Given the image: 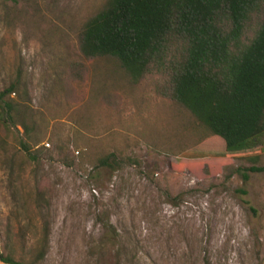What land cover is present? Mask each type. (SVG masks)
<instances>
[{"label": "rangeland", "instance_id": "rangeland-1", "mask_svg": "<svg viewBox=\"0 0 264 264\" xmlns=\"http://www.w3.org/2000/svg\"><path fill=\"white\" fill-rule=\"evenodd\" d=\"M108 1L0 0V92L18 85L0 124V243L34 261L47 233L36 264H98L109 239L116 264H264V152L218 157L225 142L153 79L84 58L81 28Z\"/></svg>", "mask_w": 264, "mask_h": 264}, {"label": "trees", "instance_id": "trees-1", "mask_svg": "<svg viewBox=\"0 0 264 264\" xmlns=\"http://www.w3.org/2000/svg\"><path fill=\"white\" fill-rule=\"evenodd\" d=\"M86 59L118 62L134 85L153 79L157 98L178 104L225 142L220 158L256 164L264 152V0H109L79 34ZM12 83L0 92V124L13 125ZM26 130L27 126L22 125ZM32 161L37 158L21 143ZM260 150L261 153H254ZM247 156V157H246ZM114 155L100 160L113 168ZM255 166L238 169L244 182ZM39 239L34 261L18 259L10 238L0 243V263L36 264L48 247ZM108 239V238H106ZM113 239L96 253L98 264H116ZM110 250H104L107 244Z\"/></svg>", "mask_w": 264, "mask_h": 264}]
</instances>
